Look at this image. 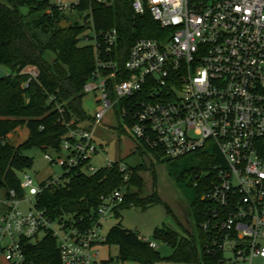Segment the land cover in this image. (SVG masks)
<instances>
[{"label":"built area","instance_id":"1","mask_svg":"<svg viewBox=\"0 0 264 264\" xmlns=\"http://www.w3.org/2000/svg\"><path fill=\"white\" fill-rule=\"evenodd\" d=\"M118 2L49 4L61 13L78 10L91 24L93 34L85 38L91 39L95 67L82 91L94 93L97 106L92 115L85 112L86 118H63L66 131L57 156L44 157L66 176L94 173L98 169L90 162L100 144L93 130L111 108L118 109L131 138L149 150L150 158L210 151L205 173H197L194 182L204 188L197 223L199 264H252L257 257L264 263V159L258 150L264 139V0H128L134 16L149 15L162 32L137 37L124 53L116 26L96 30L93 24V4L111 7ZM22 72L28 75L26 85L39 70L27 65ZM57 109L64 112L60 104ZM117 165L122 184L100 196L88 226L83 217L72 223L36 207L35 195L62 183L58 178L35 186L24 173L22 195L0 187L5 190L0 257L8 264H28L24 243L49 233L56 239L61 264H122L118 256H100L106 240L101 227L125 201L131 177L129 166ZM139 238L156 248L154 241Z\"/></svg>","mask_w":264,"mask_h":264},{"label":"trees","instance_id":"2","mask_svg":"<svg viewBox=\"0 0 264 264\" xmlns=\"http://www.w3.org/2000/svg\"><path fill=\"white\" fill-rule=\"evenodd\" d=\"M27 6V13L20 7ZM93 24L99 28L116 26L119 30V48L123 53L137 37H159L162 28L149 15L134 16L128 0H120L111 7L93 4ZM46 0H0V67L8 75L0 80V187L15 188L19 195L18 172L32 165L31 157L24 151L32 147L59 150L60 135L66 131L63 118L72 115L86 118L81 105L82 88L95 67L93 45L81 43L84 25L62 26L64 19ZM66 22V21H65ZM47 52L54 54L51 61ZM27 65L36 66L39 73L35 79L24 84L28 75L22 72ZM50 96L55 101H50ZM57 104L64 108L61 113ZM25 125L28 136L24 142L14 145L8 135L17 127ZM140 146L138 145L137 148ZM144 147V146H143ZM148 154V149L145 147ZM259 154L264 159V139L260 140ZM204 157L202 166L209 165L210 151L196 153ZM158 157V155H156ZM115 161L112 166L98 168L92 174L70 172L63 174L66 181L49 186L35 195V205L45 209L54 219L69 217L74 223L83 217L85 224H91L101 195H107L122 184V172ZM131 168L125 201L119 208L146 207L158 199L143 194L144 180L140 175L143 164ZM197 168H193L195 182ZM44 183V182H43ZM42 183V184H43ZM196 197L191 203L194 219L198 223L203 206L201 196L204 188L195 186ZM117 222L106 234L105 243L118 246V257L122 260H136L142 264H154L160 259L156 248L139 238V234L121 224V213L115 212ZM76 223V222H75ZM154 236L172 247L170 259L188 263H200L201 254L193 236L179 235L165 227H157ZM24 243L28 264H61L56 239L49 233L37 239L31 247ZM205 258V257H204Z\"/></svg>","mask_w":264,"mask_h":264},{"label":"rangeland","instance_id":"3","mask_svg":"<svg viewBox=\"0 0 264 264\" xmlns=\"http://www.w3.org/2000/svg\"><path fill=\"white\" fill-rule=\"evenodd\" d=\"M49 4L55 0H46ZM63 2H73L74 0H62ZM21 13H27L28 7H20ZM67 25H84L83 39L81 43L90 44L91 39L86 36H92L93 30L90 22L85 19V14L78 10L66 11L61 14ZM54 54L47 52L46 58L51 61ZM7 71V70H6ZM8 73V72H7ZM94 93L84 94L81 105L84 111L92 115L96 109L97 103ZM119 124V126H118ZM10 136V137H9ZM28 136V129L23 124L9 133L8 141L18 145L25 141ZM93 139L99 145V151L91 158V164L96 169L106 165V162L117 161L123 162L129 167L137 164H143L140 175L144 180L143 194L154 195L158 200L148 204L146 207L128 206L120 209L121 224L129 229L136 231L140 236L156 243V250L160 254V259L154 264H194L185 261H175L169 258L172 253V247L162 239L154 236V229L157 227L169 228L176 231L179 235L190 233L195 239V243L200 241V233L194 219L191 203L196 197L197 188L193 184V168H197L198 173L204 174L206 169L202 166L204 157L201 154L189 153L185 156L170 159L161 156L150 158L143 146L135 148V141L131 138L130 127L119 119L118 109L111 108L105 114L102 122L93 130ZM138 146V145H137ZM24 154L31 157L32 165L22 172H18V177L23 179L24 173L30 175L33 185L39 186L47 179L58 178L62 183L67 179L61 177L63 169L56 163L49 162L44 154L56 157L54 150L41 147H32L24 151ZM5 197L4 188H0V199ZM26 197L34 198L26 192ZM26 208V204H22ZM117 222L116 217L105 220L101 227V232L106 235L110 226ZM43 233L38 234L37 238L41 239ZM119 253L116 244L104 243L100 246V256L108 258L115 257ZM0 264L8 262L0 257ZM122 264H142L136 260H125ZM197 264V263H195ZM252 264H264L259 257L254 258Z\"/></svg>","mask_w":264,"mask_h":264},{"label":"water","instance_id":"4","mask_svg":"<svg viewBox=\"0 0 264 264\" xmlns=\"http://www.w3.org/2000/svg\"><path fill=\"white\" fill-rule=\"evenodd\" d=\"M62 26H67V23L63 22ZM7 75H8L7 71L4 68L0 67V80L5 78ZM31 246H32V243H28V247H31Z\"/></svg>","mask_w":264,"mask_h":264},{"label":"crops","instance_id":"5","mask_svg":"<svg viewBox=\"0 0 264 264\" xmlns=\"http://www.w3.org/2000/svg\"><path fill=\"white\" fill-rule=\"evenodd\" d=\"M118 126H119V124H118ZM9 137H10V136H9ZM9 137H8V139H9ZM134 145H135V146H134L135 148H137V147H138V146H137V144H136V142H135V144H134ZM120 209H121V208H118V210H119V211H120Z\"/></svg>","mask_w":264,"mask_h":264}]
</instances>
